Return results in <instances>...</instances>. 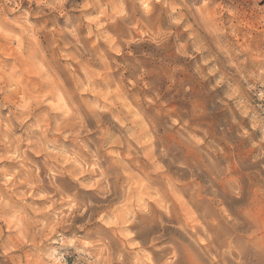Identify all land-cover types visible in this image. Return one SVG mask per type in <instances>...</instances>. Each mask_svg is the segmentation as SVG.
Masks as SVG:
<instances>
[{
	"label": "clouds",
	"instance_id": "clouds-1",
	"mask_svg": "<svg viewBox=\"0 0 264 264\" xmlns=\"http://www.w3.org/2000/svg\"><path fill=\"white\" fill-rule=\"evenodd\" d=\"M0 264H264V0H0Z\"/></svg>",
	"mask_w": 264,
	"mask_h": 264
}]
</instances>
